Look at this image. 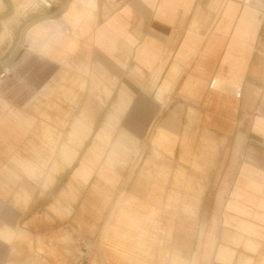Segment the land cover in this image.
<instances>
[{
  "label": "crops",
  "instance_id": "1",
  "mask_svg": "<svg viewBox=\"0 0 264 264\" xmlns=\"http://www.w3.org/2000/svg\"><path fill=\"white\" fill-rule=\"evenodd\" d=\"M25 42L0 82V264H37V238L48 245L70 234L67 225L37 220L53 221V209L64 208L52 199L60 182L62 191L83 187L95 170L87 200H77L71 235L84 231L85 202L95 194L117 202L115 213L88 216L98 228L93 246L109 228L115 239L141 245L144 235L133 231L148 216L126 204L174 220L191 218L184 205L204 227L190 229L192 244L176 237L168 263L159 264H264V0H65L59 18L35 26ZM49 65L76 76L90 97L66 140L52 124L68 117L70 105L61 101L59 117L52 112L59 105L47 96L52 77L42 67ZM104 108L111 111L95 130ZM155 123L151 139H166L165 148L143 142ZM186 138L202 146L175 147ZM119 155L131 163L141 155L138 172L115 166L126 162ZM102 219L117 224L102 229ZM135 250L118 256L145 264ZM77 252L76 245L63 264H75Z\"/></svg>",
  "mask_w": 264,
  "mask_h": 264
},
{
  "label": "rangeland",
  "instance_id": "2",
  "mask_svg": "<svg viewBox=\"0 0 264 264\" xmlns=\"http://www.w3.org/2000/svg\"><path fill=\"white\" fill-rule=\"evenodd\" d=\"M65 0H0V69L1 67L5 65H11L15 61L17 56V52L21 48H27L26 42H25V34H28L31 29H33L35 26L39 25L40 23H43L48 20H54L59 18V12L61 10V7L63 6ZM50 25V24H49ZM26 46V47H24ZM17 50V52H16ZM42 70L46 72L50 76L48 77L50 81L49 85L51 84V88L47 91V96L49 99H52L54 103L59 105V107H53L52 112L54 115H58L61 113V101H65L69 107V114L68 117H65L63 121H59L58 118L54 119L53 121V127L54 132L61 133L64 140H66L65 135L67 132L70 131V123L72 119L76 116L77 112L81 110L83 104L86 103L89 97V93L86 90V85L81 84L78 87V81H76V76L62 73L57 66L49 65V67L45 66L42 67ZM82 83V81L80 82ZM45 99V97H43ZM80 106V107H79ZM111 109L104 108L102 111L101 116L99 117V122L95 126V130L98 129L101 126V122L104 120V115L109 114ZM158 123H155L150 128V135L149 138L143 142H153L152 147H155L156 149H162L163 147H167L169 143L166 141V139H158L153 138L152 134L156 131V126ZM122 126V125H120ZM119 127V126H118ZM59 135V134H58ZM63 140V142H64ZM152 140V141H151ZM110 142H113L111 140ZM92 143V138H90L86 143L84 148L80 151L78 160H81L83 156L86 153V149L89 147V145ZM199 143L201 145H199ZM175 147L180 148H189V147H195V146H202V141L200 140H180L179 142L175 143ZM172 146V145H171ZM110 150V145L104 147L102 149L103 155L101 158L104 160L106 158L105 153H107ZM43 155V152H40ZM39 156L37 159V163L39 162L40 165L39 168L41 169L40 175H44V157ZM105 157V158H104ZM126 156H116V159L118 160H125ZM135 160L133 163L130 161H126L125 163H122V165H115V166H122V168H125L127 165L129 168V175L131 176L133 173H137L140 169V166L142 164L141 159L142 156L138 155L134 157ZM189 156L185 155L182 156V166L185 167L184 169L188 170L189 163L187 160ZM184 160V161H183ZM79 161H76L75 164L72 166V168L66 170L63 177H61L63 180H68L69 175L71 174L73 168H75L78 165ZM98 168V167H97ZM193 169V167H192ZM182 169L181 178L184 179L186 177V174ZM96 182V170L95 174H93L90 181L84 185L83 187H75L68 190L67 188L62 191L63 185L62 182L58 184L53 189V202L56 205H61L64 208L60 211H57L56 209H53L52 215H53V221L50 219L46 220H40V217L37 220L38 224H48L52 226V228L56 229L60 227L61 225H67V228L69 229L70 234L65 236H56L53 237L52 241H48V245L41 240L40 238H37L36 240V256L35 259L37 260V264H63L65 261V258H74L75 257V249H76V239L80 236L83 239H87L90 242H93V239L95 238V232L98 231V228L93 229L91 226L87 224V220H89V217H92L93 215H97L102 211V215L106 214L110 211V213H115V203L117 202L115 197H109L102 194H95L94 196L90 197L88 202L85 206V218L87 219L84 226V231H82V234L79 235H71V232L75 231L76 227V203L78 199H82L83 197L85 200H87L89 191H91V186ZM76 186V185H75ZM41 189V188H40ZM42 191L45 190L43 187L41 189ZM185 192H189L190 189H182ZM101 191V190H100ZM105 192V189H104ZM100 193V192H99ZM127 208L137 210L141 212H144V215L148 216V219H139L141 222L137 224L136 228H134V233H142L144 236L141 238L142 243L141 245L136 244V240L133 237H129L128 239L124 240H117L114 237L112 228H109L105 235L104 239L101 240V243L97 246L92 245V253L93 255L98 254V251L100 252L102 257H98V260H100L101 264H124L118 256L119 253L123 254L124 252L130 250V247L136 246V250L134 252V256L137 258V260L144 262L145 264H159V263H168V260L171 256V252L174 248V241L176 237L179 238L181 234V239H184L186 241V245L189 243L192 244V236H189L188 233H190V229L196 228H203L204 223L202 220H197L192 218L194 213H190V209H187L188 212H186L184 209V205L182 206V213L185 216H190L191 218L186 219H160V212L157 209H153L151 207L149 208H136L133 207L134 204H126ZM168 207H172V205L166 204V209ZM43 210V209H42ZM62 211V212H61ZM114 215V214H113ZM43 215H41V218ZM91 220V218H90ZM92 221V220H91ZM55 222V223H54ZM102 225L110 224L111 226L117 224L116 219H102L101 220ZM60 224V225H58ZM26 228H28V224H24ZM58 225V226H57ZM90 225L91 222H90ZM102 226V229L104 227ZM174 226H176V230L174 229ZM180 226V227H179ZM175 232V233H174ZM184 234V236H183ZM116 240V242H115ZM63 248V249H60ZM122 248V249H121ZM92 255V257H93ZM95 256L93 259H97Z\"/></svg>",
  "mask_w": 264,
  "mask_h": 264
},
{
  "label": "built area",
  "instance_id": "3",
  "mask_svg": "<svg viewBox=\"0 0 264 264\" xmlns=\"http://www.w3.org/2000/svg\"><path fill=\"white\" fill-rule=\"evenodd\" d=\"M11 73L12 70L9 65H5L1 67L0 82H3L6 79H8ZM214 85H215V79H213L210 82L209 89H213ZM240 95H241V91L240 89H238L236 91L235 98L239 99ZM76 245L78 252H77L75 264H101V263H93L91 261L93 247H92V243L89 240L83 238L78 239Z\"/></svg>",
  "mask_w": 264,
  "mask_h": 264
},
{
  "label": "bare ground",
  "instance_id": "4",
  "mask_svg": "<svg viewBox=\"0 0 264 264\" xmlns=\"http://www.w3.org/2000/svg\"><path fill=\"white\" fill-rule=\"evenodd\" d=\"M54 34V33H53ZM51 41H53L52 39H51ZM9 78V77H8Z\"/></svg>",
  "mask_w": 264,
  "mask_h": 264
}]
</instances>
